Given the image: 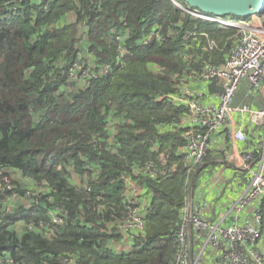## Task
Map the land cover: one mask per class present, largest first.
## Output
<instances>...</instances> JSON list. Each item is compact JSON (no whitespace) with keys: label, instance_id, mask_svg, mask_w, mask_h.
<instances>
[{"label":"trees","instance_id":"16d2710c","mask_svg":"<svg viewBox=\"0 0 264 264\" xmlns=\"http://www.w3.org/2000/svg\"><path fill=\"white\" fill-rule=\"evenodd\" d=\"M153 28L163 40L141 44ZM235 36L171 0H0V264H174L197 169L187 134L199 128L172 97L193 82L219 94L198 76L224 63ZM248 150L257 156V139ZM125 179L150 201L131 251L118 254L108 229L126 215ZM200 264L220 263L206 253Z\"/></svg>","mask_w":264,"mask_h":264},{"label":"built area","instance_id":"2783aa9c","mask_svg":"<svg viewBox=\"0 0 264 264\" xmlns=\"http://www.w3.org/2000/svg\"><path fill=\"white\" fill-rule=\"evenodd\" d=\"M183 11L195 19L219 25L222 29L236 31V43L225 54L224 63L219 67L209 66L198 76L199 80L214 81L221 88V92L216 95L217 104L209 106L200 104L199 95L188 88H183L181 96L172 97L173 102L187 107L188 116L185 123L199 128L198 131L193 130L187 134L185 159L190 166L197 167L196 174L203 169L211 135L225 132L235 143H245L247 135L240 127H236L234 122L236 115L246 116L250 124L256 128L260 151L257 156L252 150L245 151L242 161L237 166L247 174V184L235 199L231 211L242 213L251 207L250 221L239 223L236 220L228 225H222L221 222L211 223L201 217L199 209L192 208L190 195L187 196L177 232L179 246L174 264H200L206 253L220 264H264V102L261 110H253L247 105L239 108L232 106L244 82L247 84L248 96L260 93L264 99V20L261 21L258 15L246 20H231L190 10ZM171 35L167 32V36ZM199 36L197 33L189 32L183 38L195 42ZM162 40L160 30L153 28L141 44L147 45L152 41ZM116 41L118 56L115 65L121 67L125 49L119 38H116ZM208 46L210 49L216 47L214 42H209ZM75 67L79 69L80 63L76 62ZM110 71L111 66L105 65L97 76H105ZM97 76L92 75V78L96 79ZM69 77L75 79V69L70 71ZM164 98L166 96L160 97L159 101ZM152 168L153 166L149 164L142 169L145 173L156 176ZM125 183L123 200L126 215L120 223H114L108 229L110 236H120L119 240L111 243L112 250L118 254L131 251L136 234L143 230L144 211L150 201V197L136 184L127 179ZM90 191L87 187V192ZM51 215L53 224L62 223L57 214ZM117 242L118 248L113 247Z\"/></svg>","mask_w":264,"mask_h":264},{"label":"crops","instance_id":"0c3cea01","mask_svg":"<svg viewBox=\"0 0 264 264\" xmlns=\"http://www.w3.org/2000/svg\"><path fill=\"white\" fill-rule=\"evenodd\" d=\"M199 95V102L204 106L217 104V87L206 83L193 82L189 86ZM264 99L260 93L253 96L247 95V84L244 82L239 88L235 100L234 108L247 105L253 110H261ZM236 127H240L247 135L245 143H235L225 132H220L210 136V147L208 155L203 162V169L199 174L195 189L189 193L191 206L200 210L201 217L211 223L221 222L228 225L238 220L239 223L250 221L252 208L239 213L232 210L233 203L237 196L241 194L247 184V174L239 169L238 163L242 161V156L250 146V141L257 139L256 128L250 124L247 117H234ZM248 163V162H246ZM240 164V163H239ZM29 184V183H28ZM119 243L113 247L118 248Z\"/></svg>","mask_w":264,"mask_h":264},{"label":"water","instance_id":"95a60500","mask_svg":"<svg viewBox=\"0 0 264 264\" xmlns=\"http://www.w3.org/2000/svg\"><path fill=\"white\" fill-rule=\"evenodd\" d=\"M177 7L216 18L236 17L247 19L264 14V0H180L182 6L171 0ZM195 174L190 181L193 185Z\"/></svg>","mask_w":264,"mask_h":264},{"label":"rangeland","instance_id":"374dc122","mask_svg":"<svg viewBox=\"0 0 264 264\" xmlns=\"http://www.w3.org/2000/svg\"><path fill=\"white\" fill-rule=\"evenodd\" d=\"M178 9L182 10L181 7H177ZM183 11V10H182ZM259 16V19L262 21L264 20V14L263 15H258ZM73 175V174H72ZM17 178L13 176V182L16 181ZM192 190L189 188V192H188V195L189 196V193L191 192ZM12 199H15V197H13ZM11 210V208H8V211ZM9 213V212H8ZM212 262H216L215 259L212 260Z\"/></svg>","mask_w":264,"mask_h":264},{"label":"bare ground","instance_id":"6f19581e","mask_svg":"<svg viewBox=\"0 0 264 264\" xmlns=\"http://www.w3.org/2000/svg\"><path fill=\"white\" fill-rule=\"evenodd\" d=\"M217 26H219V25H217Z\"/></svg>","mask_w":264,"mask_h":264},{"label":"clouds","instance_id":"9594fccd","mask_svg":"<svg viewBox=\"0 0 264 264\" xmlns=\"http://www.w3.org/2000/svg\"><path fill=\"white\" fill-rule=\"evenodd\" d=\"M30 210V209H29Z\"/></svg>","mask_w":264,"mask_h":264}]
</instances>
